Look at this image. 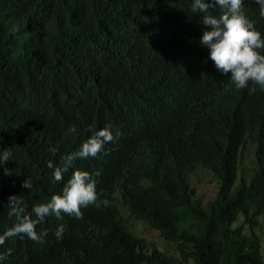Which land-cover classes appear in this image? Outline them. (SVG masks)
<instances>
[{
	"label": "trees",
	"instance_id": "trees-1",
	"mask_svg": "<svg viewBox=\"0 0 264 264\" xmlns=\"http://www.w3.org/2000/svg\"><path fill=\"white\" fill-rule=\"evenodd\" d=\"M101 9L95 2L72 23L44 0H0V74H8L12 57L32 60L26 75L4 76L0 84L24 95L58 81L74 93L101 91L109 98L99 101L111 103L113 78L128 68L131 46L157 21L178 32L186 26L178 0H126L113 19ZM90 17L96 27L111 22L115 38L101 43L100 31L86 32ZM144 101L148 108H181L112 169L101 193L107 203L86 213L76 224L80 236L59 249L65 263L264 264V91L236 89L224 75L148 90ZM172 139L188 141L182 153H167ZM247 148L257 168L240 175ZM198 174L212 197L194 187ZM139 224L158 232L159 245L138 234ZM46 259L51 263L53 254Z\"/></svg>",
	"mask_w": 264,
	"mask_h": 264
},
{
	"label": "clouds",
	"instance_id": "clouds-1",
	"mask_svg": "<svg viewBox=\"0 0 264 264\" xmlns=\"http://www.w3.org/2000/svg\"><path fill=\"white\" fill-rule=\"evenodd\" d=\"M178 1L184 30L155 22L131 46L128 68L114 76L111 103L99 101L109 98L101 91L74 93L58 81L24 95L0 84V107L9 109L0 110V264L65 263L59 249L80 236L76 224L86 213L107 203L101 193L112 169L181 108L177 102L148 108L145 91L224 75L236 89L264 91V0ZM95 2L113 19L126 0H44L72 23ZM88 21L93 27L85 31H100L101 43L115 38L111 22L101 28ZM11 59L0 80L30 70L31 59ZM187 143L172 139L167 153L178 155Z\"/></svg>",
	"mask_w": 264,
	"mask_h": 264
},
{
	"label": "rangeland",
	"instance_id": "rangeland-1",
	"mask_svg": "<svg viewBox=\"0 0 264 264\" xmlns=\"http://www.w3.org/2000/svg\"><path fill=\"white\" fill-rule=\"evenodd\" d=\"M256 168L257 167L254 163V157H253V149L251 148L245 149L242 153V158L240 160V170H239L240 175L242 173H244L245 175H247L248 173L252 174L256 170ZM197 172L201 174L202 171L198 170ZM199 174H198V177L196 178L197 182H196V185H194V187L200 191L202 196L212 197V193L208 189L209 185L205 184L206 183L205 180ZM249 181H250V178L248 179V182ZM262 219H263V224H264V217ZM136 230L139 235H143L148 238L151 246L153 245V243H156L157 245H159L158 232L149 230V229L144 230L143 227L140 226V224L138 225V227H136ZM159 248L160 250H162L161 246H159Z\"/></svg>",
	"mask_w": 264,
	"mask_h": 264
}]
</instances>
